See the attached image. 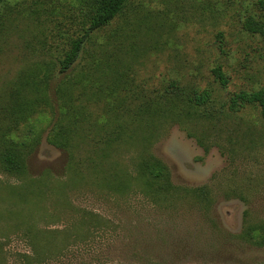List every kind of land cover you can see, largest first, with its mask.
Returning <instances> with one entry per match:
<instances>
[{
    "label": "rangeland",
    "instance_id": "1",
    "mask_svg": "<svg viewBox=\"0 0 264 264\" xmlns=\"http://www.w3.org/2000/svg\"><path fill=\"white\" fill-rule=\"evenodd\" d=\"M79 9L0 3V148L3 135L34 145L24 173L0 169V264H24L30 244L42 264H264V121L254 105L228 110L233 95L264 87L258 0H126L59 73L87 26ZM25 81L37 90H19ZM169 82L206 89L211 117L162 116ZM18 90L34 105L11 127ZM158 96V121L146 127L152 113L137 107ZM57 128L70 132L66 149L48 142ZM142 152L167 168L174 198L144 193ZM203 187L208 204L182 191ZM45 231H60L50 246Z\"/></svg>",
    "mask_w": 264,
    "mask_h": 264
},
{
    "label": "trees",
    "instance_id": "2",
    "mask_svg": "<svg viewBox=\"0 0 264 264\" xmlns=\"http://www.w3.org/2000/svg\"><path fill=\"white\" fill-rule=\"evenodd\" d=\"M4 1L5 0H0V3ZM125 1L126 0H78V6L80 8L79 10L85 15L87 26L77 38L68 42V49L64 52L58 62L59 73H64L70 68V66L77 59L82 45L88 39L90 33L107 25L121 11ZM258 2L264 9V0H258ZM251 24L256 26L253 21L249 23L250 26ZM248 28L251 30L254 29L253 27ZM212 74L220 85H224L225 79L218 67L212 70ZM38 85L39 84L35 83L34 81H25L18 87L19 90L21 89L23 91H25L27 88L33 87L31 90L35 91L37 90ZM19 90L16 91L17 96L14 98V102H12L13 105L10 107L9 111L11 127H14L16 120L22 118L24 115L23 113L30 109L31 104L34 105V103L26 98V96H23V94L21 95ZM160 96L162 97H160V100L166 102L165 107H162L160 110V114L162 116L165 113L175 114L177 109L180 113V116L184 118H188L194 114L198 119H206L212 115L210 111L204 108L206 104L210 102V93H208L206 89L200 91L197 88L185 89V87H180L176 82H169L166 85V89ZM158 100L159 96L157 97V101L153 102V104L146 102L143 104V106L141 104L137 107L136 113L138 116L146 111H150L152 113V115H150L151 117L146 116V127H150V124H152L151 127L154 128V125L156 124L155 122L158 121ZM244 104L256 106L261 119L264 121V87L250 93L241 92L237 95H233L229 99L228 110L234 111L239 108V106ZM139 119L140 118L138 117V120ZM8 132L5 133L7 137L9 136ZM69 134L70 132L68 129L61 131V128H57L52 136L48 137V142L56 146L60 144L58 146H61L60 148H64L63 146H66L64 143L70 140ZM3 137L5 136L3 135ZM3 137L1 138L2 144L0 148L1 171L14 175H20L24 173V159L26 155L32 151L34 145L30 143V141H27L23 138L14 141L13 138H7V140H4ZM35 138L33 137L32 140L36 141ZM135 173L138 180L141 181L142 185L145 187L144 193L150 194L153 197L168 200L174 198L173 194H177L178 191L181 190L180 188L171 185L167 168L159 160L153 158L149 154L143 155L142 152L137 158ZM182 191L191 192L193 194L191 196L199 202H203L205 204L209 203V196L207 195L204 187L190 191L182 189ZM59 234L60 231H45L40 235H43L47 238L46 246H50L55 240L58 239L57 236ZM23 235L27 236L28 238L31 237L34 242L36 241V233L29 235L27 231L26 234L23 232ZM81 242H83V240ZM259 243L264 244V236L261 237ZM81 244L80 247L82 248ZM61 246L60 244H57V249L60 250ZM29 247L31 249L30 255L20 254L18 257L21 258L24 264H42L45 258H41L40 255L37 254L34 245L30 244ZM63 248H61V251ZM1 253L2 249L0 246V255Z\"/></svg>",
    "mask_w": 264,
    "mask_h": 264
}]
</instances>
